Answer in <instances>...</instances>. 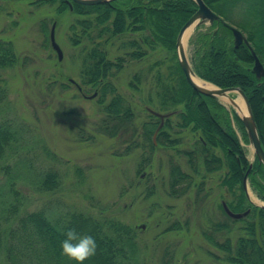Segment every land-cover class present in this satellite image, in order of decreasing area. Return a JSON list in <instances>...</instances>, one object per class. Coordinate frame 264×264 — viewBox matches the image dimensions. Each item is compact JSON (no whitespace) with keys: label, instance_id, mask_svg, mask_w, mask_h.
<instances>
[{"label":"rangeland","instance_id":"rangeland-1","mask_svg":"<svg viewBox=\"0 0 264 264\" xmlns=\"http://www.w3.org/2000/svg\"><path fill=\"white\" fill-rule=\"evenodd\" d=\"M76 17L70 11L58 14L55 3L49 0H0V39L11 42L17 55V62L6 67L0 76V120L7 119L19 128L18 140L0 160V191L17 205V211L11 212L4 224L5 228L8 225L10 244L21 249L19 218L26 212L43 210L53 219L65 212H83L115 217L135 228L143 264H232L224 259L223 250L206 239L209 235L219 242L228 238L234 247L244 235L243 222L230 221L222 212V201L235 199V194L221 183L226 166L205 171L199 155L190 160L179 152L178 149H191L197 136L192 138L186 130L174 135L180 138L175 148L158 144L152 135V149L140 135H132L130 124L116 136L105 133L99 127L103 112L97 95L88 98L95 90L80 92L68 81L70 78L82 89L85 87L80 71L87 44H74L70 30ZM53 23L55 39L62 50L61 60L49 39ZM209 25H196L186 40L184 37L192 69L197 37L209 31ZM127 38L124 35L105 43L101 35L98 42H102L110 60L115 61L118 56H125L121 45ZM166 54V50L159 48L146 58L124 57L118 68H110L108 80L121 94L123 106L132 108L136 125L133 129L139 132L151 110L170 113L169 116L177 112L160 104L161 93L169 83L170 60L159 64L156 61L166 59ZM136 75L138 80L134 79ZM231 95L243 102L239 93ZM219 102L240 115L229 103L220 98ZM171 119L176 123L178 117L172 115ZM231 120L245 156L252 162L253 147L245 143L238 124ZM173 130L179 131L177 127ZM217 152L222 155L220 149ZM173 164L193 176V184L183 193H168ZM198 169L203 180L196 172ZM48 171L59 178L60 187L56 190L44 191L39 186ZM246 191L250 202L264 206L248 177ZM175 222L178 226L167 230ZM223 223L228 227L222 228ZM142 224L145 228L140 227ZM258 243L263 246L260 239ZM23 256L29 257L23 261L36 263L31 251ZM0 264H8L5 255L0 257Z\"/></svg>","mask_w":264,"mask_h":264},{"label":"trees","instance_id":"trees-1","mask_svg":"<svg viewBox=\"0 0 264 264\" xmlns=\"http://www.w3.org/2000/svg\"><path fill=\"white\" fill-rule=\"evenodd\" d=\"M55 3L58 14L70 11L77 17L70 25L73 32V43H86L80 76L84 89H94L97 102L102 108V119L99 127L110 136H116L126 130L130 124L133 136L140 135L143 141L154 147L152 135L158 144L175 148L180 142L175 134L181 130L190 132L195 142L191 149L179 150L190 160L200 156L201 166L206 171H213L225 165L226 171L221 183L227 190L233 192L235 199L224 200L234 212L249 213L240 219H234L222 212L230 221L243 222L244 235L240 236L234 247L230 239L219 242L209 235L206 239L225 252L224 259L232 264H264V207L254 205L247 197L243 187V178L248 169L249 161L244 148L239 142L238 135L231 124L236 122L242 132L245 143L247 134L240 117L235 111H228L217 99L199 94L187 82L176 54V38L184 23L197 10L194 0H113L107 3L85 5L71 1V9L66 0H49ZM222 19L240 29L247 37L250 45L264 67V0H203ZM210 29V30H209ZM205 33L198 35L196 49L192 58L195 74L202 80L220 88H240L248 98L251 111L257 126L261 145L264 149V79H257L251 71L253 57L249 49L241 44L234 47L232 32L221 21H215L208 26ZM129 34V35H128ZM117 40L124 35L122 41L125 56H118L111 61L102 42ZM159 48L166 50V59L156 64L170 60L167 65L168 85L160 97L162 107H172L177 111L176 123L172 115L165 117L163 125L160 118L149 113L143 121V130L133 129L136 126L132 119L134 112L108 78L110 68L119 67L124 57L142 59L148 57ZM17 62V55L11 42L0 39V76L1 72ZM159 76L163 73L159 71ZM134 79L138 80L136 75ZM137 85V84H136ZM132 86H135L132 83ZM0 98L3 90L0 86ZM109 97V98H108ZM125 103V102H124ZM231 116V117H230ZM125 127V128H124ZM177 127L179 131H174ZM174 131V132H172ZM19 128L7 119L0 120V160L7 150L19 138ZM218 149L222 155L218 154ZM142 169V168H140ZM139 169V170H140ZM204 179L199 169L196 171ZM247 177L257 196L264 201V165L258 160L253 161ZM12 183H10L11 185ZM193 184V176L182 171L179 165H172L168 180V193L185 192ZM195 184V183H194ZM184 185V186H183ZM44 191H53L60 187L57 174L46 172L39 181ZM199 188L201 189L202 183ZM11 192L14 189L9 187ZM152 189H149V193ZM0 191V257L5 255L8 264H33L23 253L31 251L36 256L34 264H77L62 252L64 233L75 229L80 235H90L98 245L96 254L85 260L83 264H143L136 244V231L130 225L115 217L92 215L83 212H65L55 219L47 216L43 210L24 213L20 218L22 236L21 249L16 250L8 239V225L5 222L10 213L17 211V205L12 199H6ZM180 196V195H172ZM25 215V216H24ZM256 222L259 239H256ZM178 226L175 222L167 230ZM228 224L223 223L222 228Z\"/></svg>","mask_w":264,"mask_h":264},{"label":"water","instance_id":"water-1","mask_svg":"<svg viewBox=\"0 0 264 264\" xmlns=\"http://www.w3.org/2000/svg\"><path fill=\"white\" fill-rule=\"evenodd\" d=\"M70 1H74L76 3L85 4V5H94V4L111 2L113 0H67V3H69V6L71 8ZM194 1L197 4V10L184 23V25L179 30L177 38H176V54H177L178 62L181 66V69L184 73V76H185L187 82L192 87V89H194V91L198 92L199 94L217 99L218 101H219L220 97L227 98L231 102L232 106L235 107V109H237L238 112H239L240 108L235 103L231 93L232 92L239 93V95L243 99V102H244V104L246 106V110H247V114H243V115L240 114L239 117H240V119L244 125L245 132L247 134V138L249 140V143L253 147L254 160L257 159L259 164L264 165V149L261 145L257 126L255 123V120H254V117H253L247 96L245 95V93L240 88H236V87L220 88V87H217V86H215L209 82H206V81H204V82L209 83L210 85L214 86V88H208V87H204V86H200V85L196 84L192 80V77H191V73L195 74V72L192 69L190 62L188 61V59L186 57V53H185V49H184V36H185L187 30L193 24L200 25V24H204V23H209L210 25H212L215 21L216 22L221 21L226 27H228L231 30L232 42H233L234 47H238L241 44H244L249 49V51L253 57V65L251 67V71L255 74L257 79H261V78L264 79V67H263L261 61L259 60L258 56L256 55L255 51L253 50L252 46L250 45L246 35L240 29H238L237 27L225 22L222 19V17H220L210 7H208V5L203 0H194ZM49 39H50L52 49H54L57 53V59L61 60L62 59V50L55 40V24L54 23L50 29ZM95 95H96V92H94V94H92L88 98L94 97ZM224 106H226V105H224ZM151 112L155 116H157L161 119L159 127L162 126L164 117L169 116V114H170V113L163 114V113H159V112H156L153 110H151ZM252 165H253V161L249 163L248 169H247V171L244 175V178H243V187L245 190H246L247 175H248L249 171L251 170ZM222 206H223L225 213L229 217L234 218V219L243 218L249 213V209L246 211H243V212H234L227 206V204L224 201H222ZM140 227L145 228V225L142 224ZM256 239H257V241H259L257 222H256Z\"/></svg>","mask_w":264,"mask_h":264},{"label":"clouds","instance_id":"clouds-1","mask_svg":"<svg viewBox=\"0 0 264 264\" xmlns=\"http://www.w3.org/2000/svg\"><path fill=\"white\" fill-rule=\"evenodd\" d=\"M65 239L61 247L64 255L77 262H83L96 254L97 243L94 237L90 235H80L75 229H69L64 233Z\"/></svg>","mask_w":264,"mask_h":264},{"label":"bare ground","instance_id":"bare-ground-1","mask_svg":"<svg viewBox=\"0 0 264 264\" xmlns=\"http://www.w3.org/2000/svg\"><path fill=\"white\" fill-rule=\"evenodd\" d=\"M195 26H196V24H193V25L187 30V32H186V34H185V36H184V37H185V40H186L187 36H188V35L194 30ZM191 77H192V80H193L196 84H198V85H200V86H204V87H208V88H214V86L210 85L209 83H205V82H204L202 79H200L196 74H192V73H191ZM220 99H221L222 101H224V102L229 103L230 105H232L231 102H230L227 98L220 97ZM234 101H235V103L238 105V107L240 108L239 113H240L241 115H243V114H247V110H246V106H245V104H244L241 100H238V98L234 99Z\"/></svg>","mask_w":264,"mask_h":264},{"label":"flooded vegetation","instance_id":"flooded-vegetation-1","mask_svg":"<svg viewBox=\"0 0 264 264\" xmlns=\"http://www.w3.org/2000/svg\"><path fill=\"white\" fill-rule=\"evenodd\" d=\"M70 78H68V81L71 83V84H74L75 85V87H76V89L78 90V91H82V88H81V86L78 84V83H75V82H73L72 80H69Z\"/></svg>","mask_w":264,"mask_h":264}]
</instances>
